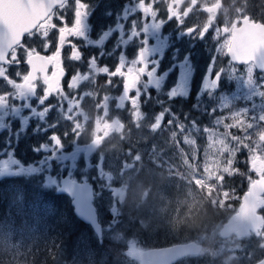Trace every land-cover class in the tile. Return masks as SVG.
Wrapping results in <instances>:
<instances>
[{
	"label": "flooded vegetation",
	"instance_id": "1",
	"mask_svg": "<svg viewBox=\"0 0 264 264\" xmlns=\"http://www.w3.org/2000/svg\"><path fill=\"white\" fill-rule=\"evenodd\" d=\"M146 2L154 8L141 14L139 0H82L87 14L77 18L76 0H67L9 50L0 62V180L5 178L7 183L13 174L24 175L23 182L29 175L55 173L60 179L71 171L86 172L95 156L109 148L118 156L123 141L141 133L149 136L153 127L142 126L140 117L151 116V109L165 112L158 116V123L168 118L166 110L172 103L188 110L190 93L195 98L207 94L197 100L201 128L214 114L219 115V95L232 91L237 82L225 73L226 64L239 75L250 71L264 79V72L257 71L252 61L236 63L226 54L232 30L242 19L264 26V2ZM152 11L158 14L153 16ZM77 20L79 34L65 39L66 30L76 26ZM224 40L225 57L220 53ZM76 52L80 59L73 58ZM236 56L245 60L242 54ZM105 67L109 71H102ZM130 72L135 76L134 86H130ZM213 81L215 88L205 87ZM50 137L58 139L50 145ZM43 145L50 146L42 150ZM87 146L94 148L87 153ZM260 156L262 161L255 160L252 166L264 177V133ZM242 195L232 210L216 209L223 218L218 248L199 243L209 252L192 253L172 264H256L264 260V192L256 206L260 228L221 235L223 225L236 219ZM226 241L233 245L225 247ZM229 256L235 259L227 261Z\"/></svg>",
	"mask_w": 264,
	"mask_h": 264
},
{
	"label": "rangeland",
	"instance_id": "2",
	"mask_svg": "<svg viewBox=\"0 0 264 264\" xmlns=\"http://www.w3.org/2000/svg\"><path fill=\"white\" fill-rule=\"evenodd\" d=\"M226 43L227 41L224 40V47L220 52L223 57H225ZM221 48L222 45H220ZM224 71L235 77L237 81L233 91L230 94H220L217 107L219 115L210 117L201 128L196 123H192L190 134L184 132L180 135V141L186 147L184 152L180 151L183 147L178 141L177 134H172L170 139L177 140L179 154L183 157L189 156L191 160L185 159L187 167L185 172H182L179 167L168 168L169 163L165 162L163 169L166 174L161 172L158 177L166 184L165 188L169 189L161 192L156 202L152 201L149 204L147 195L141 199L145 189L140 185L134 189L130 188L131 193L128 191V184L134 181V176L141 167L145 151L142 144L146 141L143 135L134 140H125L119 156H114L112 149L109 148L107 152L93 158V163L87 167L86 172L79 174L68 172L67 175L70 178L76 181L87 180L94 185V204L102 224L103 238L110 244L122 245L125 248H122L123 254L119 256L115 252L110 254L108 249L104 250L103 246H100L102 243L97 246L93 240H87L65 264H140L130 256V252L147 247L143 245L145 241L155 246L153 244L156 241L166 240V235L170 236L166 242L168 244L187 241L188 239L177 238L180 227L183 225L188 228L190 221H201L205 215L202 213L203 206L208 209V204H211L214 211L219 209L223 213L234 208V204L240 200L247 185L260 174L252 164L255 160L262 161L260 155L264 133L261 130L264 124L262 123L264 79H258L250 71H246L245 75H239L229 64H226ZM206 95L205 93L199 96L197 94L196 98L193 101L190 98L189 102L193 103ZM150 111H152L151 116L140 117L141 125L152 126V131L157 133L158 116L164 115V111L159 108H153ZM176 125L178 127L179 123ZM236 130H239V133H235ZM124 144L130 146L133 151L124 148ZM144 156L157 170L163 164V159L154 154L151 156V151L148 149ZM241 156H246L247 161L244 173H241L239 168ZM170 158H177V154L176 156L171 154ZM29 177H35V183L42 189L56 191L58 187L59 174L43 173ZM238 177L244 179V185L237 182ZM12 193L13 198H17L15 200H22L19 192ZM129 197L132 201L131 208H138L140 212L147 211L150 215L140 218L130 215L129 212L123 217L122 207L126 206L124 202ZM210 213L213 217L212 212L207 214ZM24 217V215L20 216L19 223L25 222ZM159 217L161 218L158 219ZM12 220H5L0 224V253L2 254L0 264H23L28 249V244L23 238L26 225L20 227L18 223L15 226ZM187 220L188 222L185 223ZM140 222L142 226L139 225ZM222 223L221 217L207 221L201 225L198 232L192 233L191 238L199 243L205 242L207 245L218 248ZM137 230L139 233L136 232ZM145 230L146 236L143 235ZM93 237L95 238L94 235ZM223 243L225 247L233 245L230 241ZM234 243L238 244L237 241Z\"/></svg>",
	"mask_w": 264,
	"mask_h": 264
},
{
	"label": "trees",
	"instance_id": "3",
	"mask_svg": "<svg viewBox=\"0 0 264 264\" xmlns=\"http://www.w3.org/2000/svg\"><path fill=\"white\" fill-rule=\"evenodd\" d=\"M263 2L264 0H253L254 5H262ZM166 112V117L168 118H163L161 123H156L157 133L152 134L150 142H148V146L146 147V150L151 151V156L154 154V156L161 157L163 164L157 170L150 165L144 154L140 164L141 167L138 168L134 176V181L128 184V191L130 193L131 189L137 188V185L147 189V199L150 200L149 204L152 201L156 202L159 199L160 193L166 192L169 189L165 188L166 184L158 177L161 172L166 174V171L163 169L165 162L169 163L168 168L175 169L179 167L182 172H185L187 171L185 159L191 160L189 156L183 157L179 154L177 140H172L169 136L177 134L178 141L183 147L179 149L184 152L186 147L180 141V135L184 134V132L190 134L189 130L193 125L192 123L198 124L197 120L200 121L201 119L198 117L199 112L192 107V104L189 105L188 110H184L181 105L172 103V108L169 111L166 110ZM215 116L216 114H214ZM177 123H179L178 127ZM187 123L186 128L185 125ZM171 154L175 156L177 154V158H170ZM239 159H242L240 164L244 165L242 163L245 162V157L242 156ZM242 170L241 173L243 172ZM12 192H19L22 200H15L16 197L13 198ZM130 199L131 197L124 202L126 206L122 207L123 217L126 216L124 214H129V212L130 215L139 216L140 218L150 215L147 211L140 212L138 208H131L132 201ZM210 205L208 204V209L201 221H190L188 228L181 225L180 233L177 237L179 240L191 238L192 233L198 232L202 224L212 221L217 217L215 215L216 211ZM208 212H212L213 217L211 213L208 215ZM21 215L25 216V222L19 223ZM9 219L14 220L12 221L15 226L18 223L20 227H23L24 224L26 225L23 238L28 244V249L23 264H65L77 252L79 247H83L84 241L93 240L97 246L99 245L98 241L93 237L91 229L73 215L68 198L55 193V191L40 188L35 184L33 179H29L26 185L21 184V181L17 180L14 183L7 182L6 184H0V224ZM187 222L188 220L185 221V223ZM156 224L159 230L158 221ZM139 225L142 226L141 222ZM139 230L136 232L139 233ZM146 234L145 230L143 235L146 236ZM166 238L168 239L170 236L166 235ZM167 239L156 241L153 245H167ZM143 245L151 246L152 244L149 241H145ZM100 246H103V249L106 251L108 249L110 254L115 252L119 256L122 253V248H125L122 245L110 244L105 239L102 240V245ZM1 257L2 254L0 253V260Z\"/></svg>",
	"mask_w": 264,
	"mask_h": 264
},
{
	"label": "water",
	"instance_id": "4",
	"mask_svg": "<svg viewBox=\"0 0 264 264\" xmlns=\"http://www.w3.org/2000/svg\"><path fill=\"white\" fill-rule=\"evenodd\" d=\"M63 0H0V61L11 47L21 41L24 34L31 31L49 11ZM228 55L233 62L252 61L256 67L264 70V26L260 22H248L242 19L238 28L232 30ZM234 53V55H233ZM242 54L245 60L236 54ZM264 191V178L254 181L242 198L241 208L234 221L224 224L222 234H238L256 230L260 217L255 214L258 196ZM70 199L73 213L77 219L90 226L98 239L101 238V226L93 205V188L88 182H77L65 176L60 179L56 191ZM199 245L195 242L177 243L158 248L136 250L131 257L140 264H172L188 254L197 253ZM259 264H264V260Z\"/></svg>",
	"mask_w": 264,
	"mask_h": 264
},
{
	"label": "snow or ice",
	"instance_id": "5",
	"mask_svg": "<svg viewBox=\"0 0 264 264\" xmlns=\"http://www.w3.org/2000/svg\"><path fill=\"white\" fill-rule=\"evenodd\" d=\"M76 4H77V10H76V12H75V16L77 17V18H79V17H81L82 15H86L87 14V5H85V4H83L82 3V0H76ZM139 5H140V7H139V11H140V13L141 14H143L144 12H145V10L146 9H153L154 8V5L153 4H151V3H149V2H146V0H139ZM81 10H83V11H81ZM158 13L157 12H155V11H152L151 12V15H153V16H155V15H157ZM174 17H169V19H173ZM78 26H79V20H77V25L76 26H69L68 27V29L66 30V35H65V39H69L72 35H77V34H79L78 33ZM192 31H195L194 29L192 30ZM207 33V32H206ZM205 33V34H206ZM202 38V37H201ZM49 47H51V45H49ZM141 56L143 55V53H141L140 54ZM73 58L74 59H80V54H79V52H76L75 53V55L73 56ZM140 70L141 71H143V65L141 64V67H140ZM102 71H105V72H107V71H109L108 69H107V67H105L104 69H102ZM136 70L135 69H133V72H135ZM149 71V73L151 72V69H149L148 70ZM117 74H119V69H117ZM138 75V74H137ZM129 76L131 77V80H130V86H134V80H135V76H133V74H132V72H130L129 73ZM209 79L211 80L212 78L211 77H209ZM217 85H216V82L215 81H213L211 84H208V83H206L205 84V87L206 88H215ZM56 139H58V137H50L49 138V140H50V145L52 144V141L53 140H56ZM50 145H48V146H46V145H43V146H41V149L43 150V149H45V147H49ZM51 151H52V149H51ZM57 155H58V153H57ZM55 157H53V159H54ZM50 162V161H49Z\"/></svg>",
	"mask_w": 264,
	"mask_h": 264
},
{
	"label": "clouds",
	"instance_id": "6",
	"mask_svg": "<svg viewBox=\"0 0 264 264\" xmlns=\"http://www.w3.org/2000/svg\"><path fill=\"white\" fill-rule=\"evenodd\" d=\"M241 10H242V9H241ZM147 191H148L147 189L144 190V192L141 194V199H143V198L147 195ZM197 252H198L200 255H203V254H206V253L209 252V248L206 247V246H200V247H198ZM234 259H235L234 256H229V257L227 258V261H232V260H234Z\"/></svg>",
	"mask_w": 264,
	"mask_h": 264
}]
</instances>
